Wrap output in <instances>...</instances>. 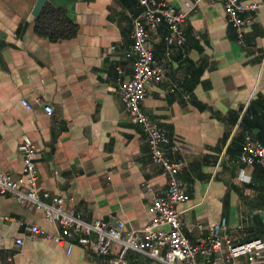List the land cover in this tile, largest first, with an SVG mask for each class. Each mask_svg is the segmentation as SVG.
I'll list each match as a JSON object with an SVG mask.
<instances>
[{"label":"crops","instance_id":"crops-1","mask_svg":"<svg viewBox=\"0 0 264 264\" xmlns=\"http://www.w3.org/2000/svg\"><path fill=\"white\" fill-rule=\"evenodd\" d=\"M164 1L188 12L185 41L166 56V25L150 33L165 76L148 86L141 108L179 144V177L189 197L175 208L183 231L198 242L206 236L198 224L224 223L233 243L264 239V169L237 162L245 137L261 141L264 134V10L245 14L252 23L241 46L219 3ZM35 3L0 0V170L22 178L18 147L26 135L37 150L40 193L62 197L65 211H80L87 221L141 228L153 218L152 201L164 195L167 178L151 163L146 136L117 93L132 75L134 58L126 53L138 0H81L59 9L76 33L56 41L35 32ZM0 213L11 219L0 220V264H110L120 252L112 245L108 255L96 256L76 246L67 255L46 235L31 234L33 224L48 236L58 229L9 193L0 194ZM123 261L154 264L131 251Z\"/></svg>","mask_w":264,"mask_h":264},{"label":"built area","instance_id":"built-area-1","mask_svg":"<svg viewBox=\"0 0 264 264\" xmlns=\"http://www.w3.org/2000/svg\"><path fill=\"white\" fill-rule=\"evenodd\" d=\"M207 1L222 6L226 23L232 28L236 42L244 46V31L252 23V17L245 14L264 10V0L252 3H242L240 0ZM138 4L141 12L131 20L132 43L126 53L127 57L134 58L132 75L118 84L117 93L130 122L140 127L146 136L151 163L161 167L167 178L164 195L152 201L153 218L141 228L125 230L121 221H87L80 211H65L62 197L40 193L35 162L37 150L26 135L22 136L18 147L22 178L13 180L0 170V194H12L17 203L42 211L45 220L54 224L58 232L48 236L33 224L29 227L31 234L46 235L56 245L65 247L67 255L78 246L96 256H106L112 245H117L120 252L118 257L111 259L110 264H124L123 256L128 251L146 256L154 264H199L200 257L204 264H241V259L246 264H264V239L233 243L223 234L226 228L224 223L214 227L198 224V232H206L205 238L198 242L191 241L183 231L184 223L175 209L189 199L179 177L184 166L180 147L176 140L171 139L164 129L159 128L143 112L141 102L148 86L161 82L165 76L163 65L154 58L150 33L155 32L161 24L166 25L164 42L166 56H169L170 47L181 46L185 41L181 27L188 12L179 11L164 0H138ZM20 103L25 109H30L25 100ZM43 110L49 117L53 113L48 105ZM237 162L245 167L258 166L264 169V134L261 141L245 137ZM21 187H25L26 191H22ZM145 189L149 191L150 187L145 185ZM0 220L11 219L0 213ZM16 243L20 245L22 242L17 240ZM212 257H215L213 261Z\"/></svg>","mask_w":264,"mask_h":264},{"label":"trees","instance_id":"trees-1","mask_svg":"<svg viewBox=\"0 0 264 264\" xmlns=\"http://www.w3.org/2000/svg\"><path fill=\"white\" fill-rule=\"evenodd\" d=\"M34 30L37 35L56 41L75 36L76 28L66 17L64 10H59L46 3L35 20Z\"/></svg>","mask_w":264,"mask_h":264},{"label":"water","instance_id":"water-1","mask_svg":"<svg viewBox=\"0 0 264 264\" xmlns=\"http://www.w3.org/2000/svg\"><path fill=\"white\" fill-rule=\"evenodd\" d=\"M77 1L81 0H36L32 15L34 18H37L39 16L40 10L46 3H49L56 9H65L67 6Z\"/></svg>","mask_w":264,"mask_h":264}]
</instances>
